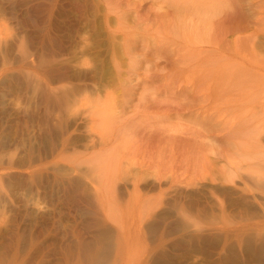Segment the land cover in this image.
Masks as SVG:
<instances>
[{
    "label": "rangeland",
    "instance_id": "rangeland-1",
    "mask_svg": "<svg viewBox=\"0 0 264 264\" xmlns=\"http://www.w3.org/2000/svg\"><path fill=\"white\" fill-rule=\"evenodd\" d=\"M246 1L243 47L185 61L160 0H0V264H264V0ZM241 123L232 181L160 150Z\"/></svg>",
    "mask_w": 264,
    "mask_h": 264
},
{
    "label": "bare ground",
    "instance_id": "bare-ground-1",
    "mask_svg": "<svg viewBox=\"0 0 264 264\" xmlns=\"http://www.w3.org/2000/svg\"><path fill=\"white\" fill-rule=\"evenodd\" d=\"M133 1L135 3V0H133ZM242 1L243 0H160V2H163L165 4V9H164V11H162V9H161V14L158 15L156 21L159 22L160 27L163 28V30L160 31V33L161 34L164 33L165 34L164 36H166V37L162 36V38L164 37L165 39H167L168 38L166 35L167 33L176 34L175 38H173V37L168 38L169 42H170V46L174 45L175 50H177L179 48V50L182 49V52H184L183 49H185V51H187L188 53L185 52V54H183V53L181 54L182 56H184V55L186 56L185 61H190L192 59L196 60L204 52L205 53L209 52V51H212V52L215 51L216 52V49L220 47V45H218V44H225V46H227V49L228 48L231 49L232 47L233 48L238 47L237 45H241V46L243 45L242 41H240V43L236 45V43H237L236 40L239 39V37L237 38L238 33H240V31L241 32L244 31V29L246 28L244 26H241V21L243 19V9H244L243 7L246 6L245 2H247V1L244 0L245 6H244V4H242ZM262 2H261V4H262ZM247 4H249V3H247ZM107 5H108V3H107ZM140 5H138V6H140ZM110 6L111 5H108L109 8L107 9V11L110 12V10L113 11V9H114L113 13L115 12V14H116V12H117L116 15H117L118 19H122L123 17L124 18L127 17V16H123L122 15L123 13L120 14L117 11V9L115 8L116 6H113L114 8H112ZM249 6H250V4H249ZM256 7H257V5H256ZM133 11L136 12L135 10H132L131 13H133ZM133 14H135V13H133ZM136 16H137V13H136ZM138 17L139 18H137V17L136 18L140 20V16H138ZM136 22H138V20ZM152 24H154V23H152ZM156 25H158V24H156ZM257 25H258L257 27H261V26H259V24H257ZM146 27L148 28L149 26L146 25ZM157 27H159V26H157ZM161 28H160V30H161ZM262 28H264V27H262ZM247 29L246 30L249 31V28H247ZM247 31H245V32H247ZM252 31H254V30H252ZM252 31H250V32H252ZM255 31H254L255 34H253V35L251 34L253 37L250 35L251 38H249V39L247 36L241 37L243 39L245 38L244 40L248 39L247 41H249V43L250 42L253 43L254 47L257 46V44H259V42H260L258 40H257L258 42H256L254 40L256 37L260 36V35H257L258 29H255ZM261 31L262 30H260L259 32H261ZM235 33L237 34V36H236L237 39L236 38L231 39L232 37L230 39H228L230 37V34H235ZM126 35H127V33L124 34L125 40H127ZM131 35H134V34H132V32H131ZM262 35H264V34H262ZM124 38H123V40H124ZM243 39H241V40H243ZM247 41H245V42H247ZM165 43L167 44V42H165ZM122 45L125 48V51L131 55V53H130L131 52L130 39L127 41L126 44L122 43ZM216 45L218 47H216ZM254 47H252V48H254ZM174 48L172 49L173 51H174ZM175 52H177V51H175ZM178 53H179V51H178ZM209 54H211V53H209ZM131 56H133V54ZM131 56L129 57L130 60L129 59L128 60H129L130 64H132L133 66L138 65L139 62L141 63V62L147 60V58L143 57L142 55L141 56L143 58H146L143 61L138 60V59H140L138 57L139 55L133 56V57H131ZM217 56H219V55H217ZM201 57H204V56H200L199 57L200 59H197V61L203 59ZM207 57L205 56V58H207ZM226 58H227L228 68H226V74L227 75L226 74L225 75L229 76L230 74H232L231 73L232 72L231 64L232 65L234 64V63H232L234 58L232 56V53H230ZM176 60H178V59H176ZM179 60H181V59L179 58ZM212 60L213 59H211V61ZM212 64H214V63L212 62ZM230 70H231V72H230ZM212 75H214V70H213ZM217 76L219 77L218 74H216L215 77H217ZM209 77H210V75H209ZM222 77H225V76L223 75ZM104 119H106V118H104ZM128 122L125 124L122 123L123 126L120 125V128H123L122 131H124L125 130L124 128L126 126H128ZM104 124H105V122H104ZM120 124H121V122H120ZM239 126L240 127L237 128V130H235L234 135L230 136L228 138V141L222 140L223 142L219 141V139H217L216 135L211 134L212 128H214V125H208V128L211 131L210 133H207V135H200L199 134L200 136L197 135L198 137H196V138L194 137L191 139L190 138L187 139L186 137L181 138V136H179L173 140V139H171L172 136L169 135L168 136V137H170L169 140L161 141V142H164L165 145H163L160 150L163 151L164 155L169 153L168 156L171 155V162L173 159H175L176 164L179 165V167L181 168L182 171H188V175H189V178L191 177L190 178L191 180H192V178L193 179L197 178L199 180H209L211 182H215V181H218V178H219L216 175V173L217 172H223V174L225 176L224 178H229V180L227 179L229 182V181H232V176H234L233 174L235 173L234 169H233L234 167H232V164L234 162V158H236L238 156H243L244 155L243 153H245V152L242 153V151L240 150L241 148H239V146L242 145V144H240L242 138L240 137L241 138L240 139L239 136H244L246 133H250V136H251V133L253 132L252 128H255L252 125H250L251 127L244 125V126H246V127H244L243 123H241V125L239 124ZM254 130H256V129H254ZM255 134H257V133H255ZM236 135H238V136L236 137ZM234 136L236 138H239V140H240V141L238 140L239 143L234 142L235 141ZM253 137H254V139L256 138V141L260 144L259 147L264 150V145L261 141L262 135H259L258 137L256 135H254ZM160 139H163V138H160ZM244 139H246V137ZM246 140H244V141H246ZM244 141H242L243 144L245 143ZM245 145H246V143H245ZM241 147L244 149L243 146H241ZM263 152H262V154H263ZM164 157H166V156H164ZM169 159H168V161H169ZM165 160H166V158H165ZM175 160H174V162H175ZM219 162H221V164ZM218 164H220L219 167H218ZM161 166H163V165H161ZM170 169H171V167H170ZM171 170L169 172H171ZM176 171H178V169L173 170L172 173H174V172L177 173ZM172 173H171V177L173 176ZM175 173H174L175 176H173V177H177ZM165 175H166V172L164 174H161V176L159 177V181H161L163 179L162 177H166ZM157 179H158V175H157ZM187 179H188V177H187ZM135 187L137 188L138 186L136 185ZM103 256L104 257L101 256L102 258L100 260L97 259L98 263H101V262L103 263V261L105 260V257L107 255L105 256L103 254Z\"/></svg>",
    "mask_w": 264,
    "mask_h": 264
}]
</instances>
